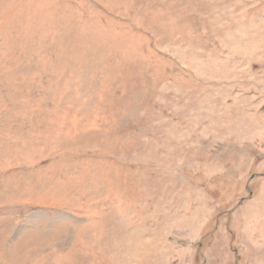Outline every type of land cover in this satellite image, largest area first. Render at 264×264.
<instances>
[{"label":"rangeland","instance_id":"374dc122","mask_svg":"<svg viewBox=\"0 0 264 264\" xmlns=\"http://www.w3.org/2000/svg\"><path fill=\"white\" fill-rule=\"evenodd\" d=\"M0 264H264V0H0Z\"/></svg>","mask_w":264,"mask_h":264}]
</instances>
